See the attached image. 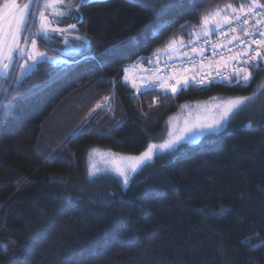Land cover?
<instances>
[{"label":"trees","instance_id":"obj_1","mask_svg":"<svg viewBox=\"0 0 264 264\" xmlns=\"http://www.w3.org/2000/svg\"><path fill=\"white\" fill-rule=\"evenodd\" d=\"M249 1L76 2L84 49L38 61L0 96V264H264V97L155 157L128 188L105 176L98 193L68 189L90 182L91 147L139 154L184 103L258 91L264 62L247 65L248 84L136 91L123 78L216 8Z\"/></svg>","mask_w":264,"mask_h":264},{"label":"rangeland","instance_id":"obj_2","mask_svg":"<svg viewBox=\"0 0 264 264\" xmlns=\"http://www.w3.org/2000/svg\"><path fill=\"white\" fill-rule=\"evenodd\" d=\"M86 0H69V3H64L63 5H56V7L48 8L45 6L46 0H31L30 9L26 17V26L23 28L21 33L17 35V41L20 47L27 49L29 52L33 51L32 47V39H36V47L34 52L43 54V58H38V61L48 60L55 63H62L66 60V56L75 55L84 49V42H87L86 38L82 35L78 34L77 27L72 29L69 28L68 25L76 24L77 17H79L78 11L76 9V2L80 3ZM261 1V0H260ZM29 0H16L17 6L22 7L25 3H28ZM9 0H0V8L6 9L8 6ZM250 1L245 6V9L248 7ZM234 7V6H233ZM226 8L220 7L216 8L213 12L206 15L203 19L199 27L197 28V32H202L208 34L211 29L216 25L219 15L223 17L227 13H232L231 9L223 11ZM235 8V7H234ZM237 9V8H236ZM59 10L64 13H68V15L64 17L54 16L52 15L53 11ZM217 10H222L217 14ZM239 10V7L238 9ZM44 13L45 17L49 21H52L50 27H56L60 29H65L64 32H56L50 33V39H44L42 36L38 35L41 18L40 13ZM224 12V13H223ZM223 13V14H222ZM205 18H207V23H205ZM5 26L3 33V42L5 45V54L7 53V45L10 43L8 36V24H7V14L5 16ZM79 37V39H78ZM28 38V39H25ZM42 39L45 43V47L49 46L51 53H47V51L41 50L38 46L39 40ZM67 41V43H65ZM184 41V38L179 37L173 39L164 49L158 50L153 55L152 62H158L162 59H167L171 55L175 54L178 50L180 44ZM171 53V54H170ZM17 59L20 60L19 67L17 73L15 75L14 80L16 82H20L24 76L32 70L33 67L28 71H22V67L27 62L28 64H33L32 60H29L27 56L23 58H19L17 54ZM13 63L11 66L8 76H0V96L3 91H6V86L8 81L10 80L12 71L17 62ZM144 69V64L141 61L134 62L128 64L124 68V80L135 88L136 91H139L143 88H148V80L151 78L149 75L144 74L141 70ZM153 78V77H152ZM151 78V79H152ZM175 78L180 80L181 75H176ZM145 79V80H144ZM140 81L143 83L136 84ZM264 88V79L258 86V91L254 94L247 96H213L205 100H198L191 103H184L179 107L177 111L172 113L167 117L164 122V125L161 131L155 135H152L147 147L150 144L154 145H162L166 141L172 140L175 137H183L175 145L173 149L170 150H161L159 147L155 149L156 156L166 154L170 151L176 149L182 143H195L199 141L206 135L215 134L223 129L226 125L227 121L232 117L236 112L243 110H250V104L259 98L262 99L264 97V91H260V89ZM250 98L247 102L241 106L238 110H235L231 113L222 123L219 128H209L207 125L212 124L215 120H219L226 108L228 107L227 102L236 99ZM110 102V98H105L100 105L101 107H97L96 109H104L108 107ZM146 147V149H147ZM145 149V150H146ZM144 150V151H145ZM142 151V152H144ZM141 152V153H142ZM139 154H124L112 152L110 150L100 148V147H91L87 152V161H86V176L90 179V182L77 181L76 183H71L68 185V189L70 191H76L78 193H87L89 190L91 192H99L104 186H107L108 182L106 179L102 177H115L118 180L121 178L116 174V167H124L129 164V161L126 159L130 156H139ZM90 173H96V175H91ZM122 183V180H121Z\"/></svg>","mask_w":264,"mask_h":264},{"label":"built area","instance_id":"obj_3","mask_svg":"<svg viewBox=\"0 0 264 264\" xmlns=\"http://www.w3.org/2000/svg\"><path fill=\"white\" fill-rule=\"evenodd\" d=\"M255 11L257 14L250 16L247 24L243 23L242 14L241 20L225 23L224 17L235 15L227 13L221 18L216 31L208 34L196 31L169 58L144 62L141 71L153 77L148 87L172 89L184 85L185 81L188 84L206 85L232 79L237 68L247 67L241 62L244 53L250 48V54H254L260 41L264 40V36L260 35L264 32V8ZM258 20L260 24H257ZM260 51H264V48H260ZM176 75H181L180 80L175 78Z\"/></svg>","mask_w":264,"mask_h":264},{"label":"snow or ice","instance_id":"obj_4","mask_svg":"<svg viewBox=\"0 0 264 264\" xmlns=\"http://www.w3.org/2000/svg\"><path fill=\"white\" fill-rule=\"evenodd\" d=\"M64 3H69V0H46L45 6L48 8H55L56 5H63ZM31 0H29L28 3H25L22 7H18L16 0H9L8 6L6 9L0 8V76L7 77L9 70L13 63L17 59V54L19 55V58H23L24 56H27L29 60L33 61V64H28L27 62L22 67V71H28L30 70L35 63L38 62V58H43V54L41 53H35V47H36V39H32V47L33 51L29 52L27 49L20 47L18 41H17V35L18 33H21L23 31V28L26 26V17L30 9ZM81 5H77L76 9L79 11ZM257 8H264V4H261L259 0H250V3L248 7L245 9V5L242 3L239 7V10L234 8L231 4L226 5V8L223 11H226L228 9H231L233 15L231 18L224 17V22L231 24L233 20L239 21L241 20L243 16V23L247 24L248 18L252 15H256V9ZM222 10H217V14ZM7 14V24H8V36L10 43L7 45V53L5 54V45L3 42V33H4V26H5V16ZM242 14V16H241ZM52 15L64 17L68 15V13H64L59 10L53 11ZM41 23L38 35L42 36L44 39H50V33H56V32H64L65 29H60L56 27H50L52 21H49L47 17H45L44 13H40ZM79 17H77L78 19ZM205 23H207V18H205ZM261 21L258 20L257 24H260ZM69 28H76V24L68 25ZM261 36H264V32L260 33ZM28 39V38H25ZM79 39V37H78ZM67 43V41H65ZM260 48H264V40L260 41L259 47L255 50L254 54L252 53V49H248L243 57L241 62L243 64L249 65V69L252 70H259V63L264 62V54L261 53ZM195 51V49H193ZM249 69L245 68H237L235 72L233 73L234 77L237 79L238 82L240 81V78L242 77V82L244 84H248L251 77V71ZM202 83V82H201ZM188 84V81H185V84L181 86V89H183L184 86ZM173 92L176 91V88L173 87ZM260 91H264V88L260 89ZM250 98H243V99H236L228 101V107L226 108L225 112L221 116L219 120H215L212 124L207 125L209 128H219L223 121L235 110H238L241 106H243L247 100ZM97 107H101L100 105H97ZM183 139V137H175L172 140L166 141L162 145H154L150 144L147 149L142 152L139 156H130L126 159L129 161V164L124 167H116L115 171L116 174L121 178L122 180V186L124 188H128L132 181L135 179V177L143 170L145 166H147L149 163L153 162L156 156L155 149L159 147L161 150H170L175 147L179 141ZM91 175H96V173H90ZM251 239V238H249Z\"/></svg>","mask_w":264,"mask_h":264},{"label":"water","instance_id":"obj_5","mask_svg":"<svg viewBox=\"0 0 264 264\" xmlns=\"http://www.w3.org/2000/svg\"><path fill=\"white\" fill-rule=\"evenodd\" d=\"M19 62H20V60L17 59V62H16L15 66H14V69H13V71H12V74H11V77H10V80H9V83H8V86H7V88H6L5 93L8 91L10 85L12 84V82H13V80H14V78H15V75H16L17 70H18V67H19Z\"/></svg>","mask_w":264,"mask_h":264},{"label":"crops","instance_id":"obj_6","mask_svg":"<svg viewBox=\"0 0 264 264\" xmlns=\"http://www.w3.org/2000/svg\"><path fill=\"white\" fill-rule=\"evenodd\" d=\"M230 10V9H229ZM224 13V12H223ZM222 13V14H223ZM220 15H221V13H220ZM220 15H219V18H218V21H217V23H216V25H214V27L211 29V31L209 32V33H212V32H214V31H216L217 30V28L219 27V25H220V23H221V18L222 17H220ZM171 54V53H170ZM152 78V77H151ZM151 78H149V80H148V82H150L152 79ZM145 80V79H144ZM139 83H143V81H140L139 80V82L136 84V86L137 85H139Z\"/></svg>","mask_w":264,"mask_h":264}]
</instances>
